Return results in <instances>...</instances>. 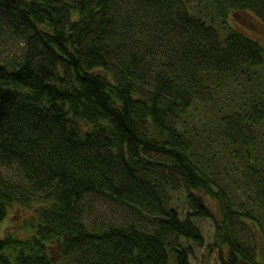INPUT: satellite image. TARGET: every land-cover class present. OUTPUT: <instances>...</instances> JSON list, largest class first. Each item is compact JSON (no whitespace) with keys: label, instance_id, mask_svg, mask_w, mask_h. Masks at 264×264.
<instances>
[{"label":"trees","instance_id":"trees-1","mask_svg":"<svg viewBox=\"0 0 264 264\" xmlns=\"http://www.w3.org/2000/svg\"><path fill=\"white\" fill-rule=\"evenodd\" d=\"M250 11L264 23V0H0V40L23 41L0 60V264H191L183 238L205 245L191 214L212 217L220 264H264ZM104 200L124 217L91 226ZM15 204L31 217L1 234Z\"/></svg>","mask_w":264,"mask_h":264},{"label":"rangeland","instance_id":"rangeland-1","mask_svg":"<svg viewBox=\"0 0 264 264\" xmlns=\"http://www.w3.org/2000/svg\"><path fill=\"white\" fill-rule=\"evenodd\" d=\"M196 2V0H194ZM231 23L238 27V20L235 16L229 17ZM241 26L243 30L248 33L250 36L260 40L264 44V23L253 11L245 13L241 19ZM240 28V27H239ZM23 41L16 37H9L0 40V60H6L19 55L22 51ZM200 195L202 203L204 206L208 207L215 216H221L220 208L215 204L214 199L203 196L199 191L196 192ZM181 197V200H178ZM184 193H179L175 198V201L181 203L183 211L182 215L186 217L188 210H193L190 207L189 201ZM125 207L122 205L114 204L109 200L99 201L92 204V207L89 209L86 218L91 226H101L106 225L112 220H120L124 217ZM30 211H28L25 206L15 204L13 207L9 208V213L6 220L4 221L1 234H4L8 231L15 230L17 227L25 226L26 220L30 216ZM196 223L202 229L205 235V245H199L193 242L192 240L183 238L184 247L188 248L191 253V264H220V258L217 248L209 249L208 244L213 243L215 238V223L210 215L204 214H191ZM248 222H251L249 218H246ZM28 231V229H24ZM25 232V231H24ZM18 236H23L19 232H15ZM243 236H245L250 242H254V237L250 230H242ZM256 240L258 241L257 253L260 260L264 261V233L262 231L256 230ZM61 264H71L62 262ZM171 264H175L174 257L171 255Z\"/></svg>","mask_w":264,"mask_h":264}]
</instances>
